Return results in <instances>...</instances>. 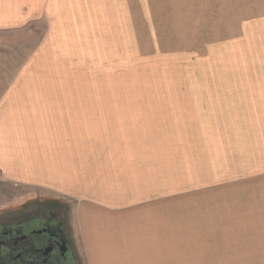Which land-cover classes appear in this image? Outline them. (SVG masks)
<instances>
[{"label":"rangeland","instance_id":"rangeland-1","mask_svg":"<svg viewBox=\"0 0 264 264\" xmlns=\"http://www.w3.org/2000/svg\"><path fill=\"white\" fill-rule=\"evenodd\" d=\"M46 199L86 264L92 212L104 264H264V0H0V216Z\"/></svg>","mask_w":264,"mask_h":264},{"label":"flooded vegetation","instance_id":"flooded-vegetation-1","mask_svg":"<svg viewBox=\"0 0 264 264\" xmlns=\"http://www.w3.org/2000/svg\"><path fill=\"white\" fill-rule=\"evenodd\" d=\"M65 203L46 199L0 216V264H86Z\"/></svg>","mask_w":264,"mask_h":264},{"label":"crops","instance_id":"crops-1","mask_svg":"<svg viewBox=\"0 0 264 264\" xmlns=\"http://www.w3.org/2000/svg\"><path fill=\"white\" fill-rule=\"evenodd\" d=\"M15 158V156H14ZM17 158H15L14 160H16ZM15 161H13L14 163ZM27 164H32L33 162L32 161H29L27 160ZM26 164V165H27ZM97 194H100L102 195V193H97ZM97 213V212H96ZM94 216H99L101 218V222L102 224L101 225H105L106 227L109 225L110 223V220L109 218H107L106 216H101L100 214H95L94 212L90 213L89 216L87 217V221L86 222H90L91 221V226H90V229L88 228V225L86 226V223L84 225V228H85V233H86V239H87V243L86 244V247L88 245V248H89V254H90V259L92 260V263L93 264H104V255L106 253L109 254V251L111 253V257H115L116 256V251L118 250V247H117V250H113L111 248V246L109 245V238H107L106 236L103 237V238H96L95 236V232L93 231V227H92V222H93V217ZM126 218V217H125ZM137 221V220H136ZM137 228V227H136ZM148 228V227H147ZM96 230V229H95ZM98 231V230H96ZM135 231V230H134ZM104 235H106L104 233ZM133 239H135V236H133ZM140 239V242H141V238ZM142 243H140V246H141ZM133 254L135 255V252H133Z\"/></svg>","mask_w":264,"mask_h":264}]
</instances>
